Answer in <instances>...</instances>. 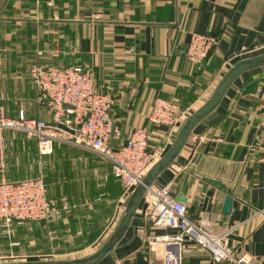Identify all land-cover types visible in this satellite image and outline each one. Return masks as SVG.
<instances>
[{
  "label": "crops",
  "instance_id": "1",
  "mask_svg": "<svg viewBox=\"0 0 264 264\" xmlns=\"http://www.w3.org/2000/svg\"><path fill=\"white\" fill-rule=\"evenodd\" d=\"M192 35L214 39L201 66L186 58ZM263 55L264 0H0V108L7 118L17 120L24 110L29 119L52 123L49 110L35 104L33 64L89 69L96 92L115 99V148L132 130L147 129L152 148L167 153L228 72ZM155 99L187 112L177 129L152 125ZM263 145L261 66L236 80L153 185L168 187L194 223L209 225L235 258L246 257L249 264H264ZM31 179H42L48 199L69 209L47 227L14 223L11 237L0 229V264L105 245L130 200L112 165L97 154L55 143L51 155L40 156L37 140L18 131L0 133V183ZM227 197L233 202L225 215ZM177 234L152 222L143 198L125 235L99 264H173L170 253L180 264H215L189 240L180 248L168 241Z\"/></svg>",
  "mask_w": 264,
  "mask_h": 264
},
{
  "label": "built area",
  "instance_id": "2",
  "mask_svg": "<svg viewBox=\"0 0 264 264\" xmlns=\"http://www.w3.org/2000/svg\"><path fill=\"white\" fill-rule=\"evenodd\" d=\"M213 48L212 37L192 35L186 58L192 65L201 66ZM30 74L37 94L35 104L49 110L52 123L29 119L24 110L19 112L17 120H12L0 108V133L18 131L28 139L37 140L40 156L51 155L55 143L97 154L112 165L113 177L122 184L130 199L136 187L164 157L165 147L152 148L151 133L147 129L132 130L124 145L112 147V141L120 137L111 118L115 99L96 92L89 69L33 64ZM185 114L177 103L155 99L149 120L156 127L175 130ZM144 200L146 215L156 226L177 231L168 241L179 248L189 240L207 250L215 264L250 263L246 257L235 258L228 242L223 236L215 235L209 225L194 223L184 203L173 198L168 187H151ZM68 209L48 199L42 179L0 183V229L5 237H11L14 223L59 221ZM174 257L170 253L167 258L173 264H180L179 257Z\"/></svg>",
  "mask_w": 264,
  "mask_h": 264
},
{
  "label": "water",
  "instance_id": "3",
  "mask_svg": "<svg viewBox=\"0 0 264 264\" xmlns=\"http://www.w3.org/2000/svg\"><path fill=\"white\" fill-rule=\"evenodd\" d=\"M264 66V55L242 61L236 64L225 76L216 92L210 99V101L192 117H190L181 129L177 139L174 141L170 150L164 155V157L157 163L151 171L146 175L142 182L133 191L129 204L126 208L125 215L118 229L111 237V239L94 255L86 258L70 260V261H44V262H11L1 264H99L103 261L121 241L125 233L127 232L131 220L137 211V208L143 200L146 192L153 187L160 175L167 170L170 166L175 164L176 159L184 149L189 137L205 118L211 115L220 105L227 93L235 88L236 80L241 77L245 72L255 69L257 67ZM176 200L182 201L180 197H175ZM233 200L227 197L225 200L224 211L225 215H228L232 209ZM39 224L43 227H47V221H40Z\"/></svg>",
  "mask_w": 264,
  "mask_h": 264
},
{
  "label": "rangeland",
  "instance_id": "4",
  "mask_svg": "<svg viewBox=\"0 0 264 264\" xmlns=\"http://www.w3.org/2000/svg\"><path fill=\"white\" fill-rule=\"evenodd\" d=\"M103 246H104L103 243H99V244H96V246L94 248H92V250L90 249V250H87V251H53L52 252V256L53 257L44 258L41 261H37V262H44V261H70V260H76V259H80V258H86V257H89L91 255H94ZM32 251H34V249ZM30 259L32 260V258H23L22 261H20V262H27V260H30Z\"/></svg>",
  "mask_w": 264,
  "mask_h": 264
}]
</instances>
